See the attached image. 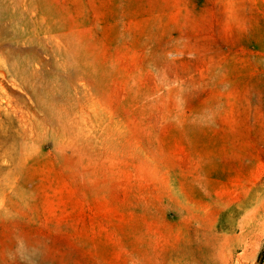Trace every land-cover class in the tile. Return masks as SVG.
Here are the masks:
<instances>
[{"label": "rangeland", "instance_id": "rangeland-1", "mask_svg": "<svg viewBox=\"0 0 264 264\" xmlns=\"http://www.w3.org/2000/svg\"><path fill=\"white\" fill-rule=\"evenodd\" d=\"M0 264H264V0H0Z\"/></svg>", "mask_w": 264, "mask_h": 264}]
</instances>
